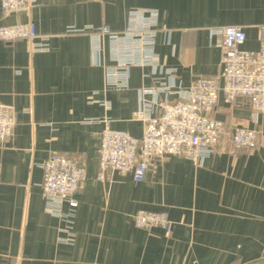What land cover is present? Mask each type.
Instances as JSON below:
<instances>
[{"label":"crops","instance_id":"crops-1","mask_svg":"<svg viewBox=\"0 0 264 264\" xmlns=\"http://www.w3.org/2000/svg\"><path fill=\"white\" fill-rule=\"evenodd\" d=\"M133 9L157 13L155 66L129 63L139 56L134 43L101 32L123 33ZM29 20L47 50L0 40V103L17 119L0 144V264H264V115L254 117L246 100L220 96L212 115L226 133L202 163L156 160L139 183L117 171L101 177L99 166L106 126L142 138L144 122L135 118L142 102L154 111L220 73L212 28L241 26L243 48H259L264 0H39L30 16L6 13L0 2V26ZM109 71L124 85L108 84ZM237 126L259 131L255 148H233ZM52 153L85 167L71 235L43 195L42 166ZM140 210L168 214L170 233L136 227Z\"/></svg>","mask_w":264,"mask_h":264},{"label":"built area","instance_id":"built-area-1","mask_svg":"<svg viewBox=\"0 0 264 264\" xmlns=\"http://www.w3.org/2000/svg\"><path fill=\"white\" fill-rule=\"evenodd\" d=\"M102 1V0H97ZM3 11L14 14L24 12L31 15L39 0H0ZM260 46L257 50L243 48L246 33L243 27L228 25L210 30L211 38L219 37L222 48L221 70L217 76H202L186 90H182L175 101L163 100L156 104L142 102L135 118L144 122L142 138L127 131L106 126L100 135L99 166L101 177L109 171L132 174L137 183L145 180L156 160L171 156H184L193 162L202 163L216 153V147L226 133L225 123L213 117L222 95L225 102L246 100L256 118L264 115V24L260 26ZM157 13L152 9H133L123 33L113 34L108 26L101 29L113 40L124 38L134 43L138 57L129 63L153 65L158 63L154 52L157 35ZM39 35L32 20L9 26H0V40L13 42L26 40L32 52L47 50V44L37 41ZM47 38L43 37V40ZM132 46V44H131ZM125 62L121 68H127ZM118 71V70H117ZM108 84L119 87L123 81L111 76ZM17 124L13 106L0 103V144L13 134ZM259 131L243 126L233 128L230 140L235 150L255 148L259 142ZM43 195L47 211L68 223L70 235L73 216L78 207L75 195L85 178V167L77 158L52 153L43 163ZM67 205L69 212L63 207ZM140 229L163 228L170 232L172 220L163 212L140 210L133 215ZM73 242L72 237L64 239Z\"/></svg>","mask_w":264,"mask_h":264},{"label":"rangeland","instance_id":"rangeland-1","mask_svg":"<svg viewBox=\"0 0 264 264\" xmlns=\"http://www.w3.org/2000/svg\"><path fill=\"white\" fill-rule=\"evenodd\" d=\"M170 218V217H169ZM171 220V219H170ZM153 229V228H152ZM146 230V229H145ZM149 230H151V229H149ZM171 231V230H170ZM166 232V231H165ZM167 234H169L170 232H166Z\"/></svg>","mask_w":264,"mask_h":264}]
</instances>
